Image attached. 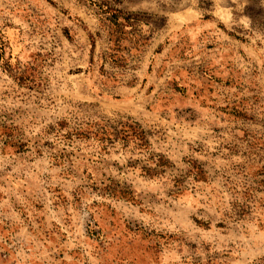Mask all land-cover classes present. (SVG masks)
Wrapping results in <instances>:
<instances>
[{
    "label": "rangeland",
    "instance_id": "374dc122",
    "mask_svg": "<svg viewBox=\"0 0 264 264\" xmlns=\"http://www.w3.org/2000/svg\"><path fill=\"white\" fill-rule=\"evenodd\" d=\"M0 207V264H264V0H0Z\"/></svg>",
    "mask_w": 264,
    "mask_h": 264
},
{
    "label": "trees",
    "instance_id": "16d2710c",
    "mask_svg": "<svg viewBox=\"0 0 264 264\" xmlns=\"http://www.w3.org/2000/svg\"><path fill=\"white\" fill-rule=\"evenodd\" d=\"M119 18H120V15L118 13H113L112 17H111L112 20H110V22L114 26V30H115L116 33H120L121 32V28H120V25H119ZM212 18H214V17H211L210 19H212ZM127 48H128V41H122L120 39V37H114V49L113 48L111 49V50H113V52L109 55L111 60L115 64L118 63L119 61H118V59H116V54L114 52L115 51H120V50L124 51ZM16 78H19L21 80L23 78V75L22 74L16 75ZM217 80L221 81L222 79L217 77ZM174 84H175V88L177 90H179L181 92H184V93H187L186 88L180 86L178 82H174Z\"/></svg>",
    "mask_w": 264,
    "mask_h": 264
},
{
    "label": "crops",
    "instance_id": "0c3cea01",
    "mask_svg": "<svg viewBox=\"0 0 264 264\" xmlns=\"http://www.w3.org/2000/svg\"><path fill=\"white\" fill-rule=\"evenodd\" d=\"M1 209H2V207H0V213H1ZM0 221H2V220L0 219Z\"/></svg>",
    "mask_w": 264,
    "mask_h": 264
}]
</instances>
